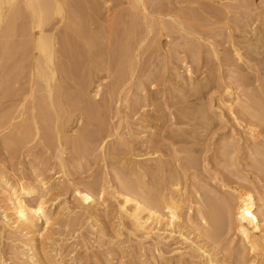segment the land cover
Segmentation results:
<instances>
[{
  "label": "rangeland",
  "instance_id": "obj_1",
  "mask_svg": "<svg viewBox=\"0 0 264 264\" xmlns=\"http://www.w3.org/2000/svg\"><path fill=\"white\" fill-rule=\"evenodd\" d=\"M96 1L103 17L93 29L107 35L96 47L101 55L81 52L80 40L77 53L62 57L71 76L61 79L65 104L49 111L54 122L31 110L34 50L20 49L10 61L0 50V264H264V249L249 248L234 217L210 238L199 215L205 196L236 205L244 188L264 202V0H144L154 30L147 34L141 22L127 41L125 64L115 59L124 28L119 38L109 36L106 16L129 20V4ZM175 182L182 213L170 224L168 209L157 204ZM20 183L39 188L30 201H46L51 223L43 220L32 232L13 226L12 194ZM88 185L97 200L87 206L77 189ZM136 200L147 206L141 215L155 208L161 220L153 216L147 228H135Z\"/></svg>",
  "mask_w": 264,
  "mask_h": 264
},
{
  "label": "bare ground",
  "instance_id": "obj_2",
  "mask_svg": "<svg viewBox=\"0 0 264 264\" xmlns=\"http://www.w3.org/2000/svg\"><path fill=\"white\" fill-rule=\"evenodd\" d=\"M145 1L144 0H127L129 7H130V9H129L128 6H126L129 9V12H128V15H129L128 17L130 18L129 20H124V17H126V14L116 15L117 14L116 13L115 14L116 16H114V17L112 16V19L109 18V16H110L109 14L108 15L106 14L107 15L106 19L109 20V24L107 22H105L109 25L107 28L108 29L107 34H109V36L113 35L115 38H117V37L119 38L118 27H119V25H121L122 28H124L123 29L124 31L123 30L121 31L122 33L120 34V37H121V35H126L125 36L126 39H125V37H123L122 38L123 40H119V41H122V43L117 41V42H119L121 47L119 48L118 51L116 50L118 58L116 57L115 59H119L118 61L120 64H122L123 62H124V64L126 63L124 61V58H125V56H127L128 45L131 43V42L128 43L127 41L130 40V37L135 35L137 28L139 29L140 26L141 27L143 26L142 25L143 23L141 24V22L144 21V23L146 24V26H147L146 28L148 29L147 34H150V32L152 30H154V26L152 27L153 24L151 23V21L153 19H155V17L153 15L147 13V8H146L147 6L145 5ZM106 2L109 3L110 0H108ZM98 3H101V2L98 1ZM126 3H124V4H126ZM96 4L97 3H95L94 0H80V1L79 0H0V27H2V29H1L2 32H0V36L2 37V39L0 38L1 39L0 40V50H1L2 55H1V53H0V55L2 56V58L5 57L6 60L8 59V61H10L11 57H13L14 59L17 58L15 55L19 54L17 52H19L20 49H21V52L24 49H28V48H31L34 50V51H32L34 53H33L32 64H30L31 65V68H30L31 72H30V79H29V89H27V92L29 90L28 94H29V97L31 98V100L29 99V101L32 102V109L31 110H33L35 108H39L40 111L43 110V114L41 116V117H43V119H41V120H44V123L46 120H47L46 122H48V120L53 121L54 120L53 115L56 113L54 111H57V113H58V109H60L61 104L64 103L63 102L64 98H65L64 94H66L65 90L67 91V89H65V86L62 83L61 79L71 76V69L68 66L72 67V65H71V63H69L70 65L69 64L67 65L64 60L62 61V57L67 58L69 55L71 57L72 51L77 49V47L75 46L76 48H74L73 45H75L76 42L79 43V41L81 40L83 42V44L80 46L78 44H76V45L79 46V49L81 50V52H82V50L85 51L87 53V56H90V58H91V55L94 56L93 55L94 51L96 52L98 50L96 47H100L101 42H103V41L100 42L101 37L104 38L107 36V35H105L106 34L105 31H104L105 34L103 32H101V31H103V30H101L103 28H100L101 31L98 28H97V31H95L93 29L95 27H100V26H98L99 23L97 26H95V24L97 23V20H96L97 16L100 17L101 20L103 17V16L101 17L99 15V13H98L99 11L97 9L98 6L100 7L101 5L98 4V6H97ZM146 4H147V2H146ZM131 9H133V10H131ZM113 11H115V10H113ZM105 12H106V10H105ZM105 12H103V14H101V15H104ZM140 15H142V17ZM160 16L161 15H159V18L156 17V20L158 21L157 23H159L160 29L162 30V28L165 26V21H164L165 19L162 18V16L161 17ZM139 18H140V20H139ZM174 18H176V17H174ZM101 25H103L102 22H101ZM105 26L107 27V25H104L102 27H105ZM123 26H125V27H123ZM134 29H135V32L133 31ZM132 32H134V33H132ZM139 32H141V31H138V33ZM1 33H2V35H1ZM101 33L104 34L105 36L102 35L100 37ZM19 34H21L23 37V40L21 39V41H20V39H19V41H17L18 39L16 36ZM132 34H134V35H132ZM140 34H138V35H140ZM143 34H145V33H143ZM143 34L139 36L140 39H141V36H143ZM114 37H112V38H114ZM145 37H146V35H145ZM99 38H100V40H99ZM140 39H139L138 43H140ZM142 42H143V39H142ZM73 48H74V50H72ZM130 49L131 48H129V50ZM100 50H102V49H100ZM76 51H74V52L77 53ZM97 52H96V55L98 54ZM83 54L84 53H82V55ZM21 55H22V53H21ZM131 56H132V54H131ZM131 56H129V57H131ZM98 57H97V59H98ZM84 58H85V56H84ZM100 58L102 59V57H100ZM21 59H23V58H21ZM80 59L81 58H79V60ZM101 59H99V62ZM91 61H92V59H91ZM93 61H95V59ZM18 62H19V60H18ZM18 62H17V65L19 64ZM23 62H24V60H23ZM94 63H97V61ZM72 64H74V63L72 62ZM90 64H91V62H90ZM97 64L100 65V63H97ZM101 64H103V61L101 62ZM9 65H8V67H9ZM17 65L14 64V67H13L14 71L15 70L18 71V69H16ZM91 65H93V64H91ZM96 65L94 67L98 66V65L97 66ZM26 66H27V64H26ZM22 67H23V65H22ZM118 67H120V66H118ZM123 67H125V65ZM21 70L22 69H20V71ZM119 72L122 73L123 71H119ZM72 75H74V74H72ZM81 75H82V73H81ZM13 76H15V75L13 74ZM116 77H118L117 74H116ZM16 78L17 77L15 76V78H13V80ZM6 81H9V79H6ZM4 82H5V79H4ZM81 83H82V81H81ZM98 87H99V85H98ZM68 88H69V86H68ZM38 91L42 92V93L38 94V96H37L36 92H38ZM83 91H84V88H83ZM80 93H77L76 96H78V94H80ZM68 94L69 93H67V95H66L67 99H69ZM27 95H26V97H24L23 102H26V100H28L29 97ZM75 98L76 97H74V94H73V99L76 100ZM65 101L67 102L68 100H65ZM31 102H29V103H31ZM29 103L27 101V106ZM23 106H24V104H23ZM25 106L23 108H25ZM50 109L53 110V113H54L53 115L49 114ZM37 115H38V113H37ZM59 115H60V113H59ZM56 116H54V117H56ZM39 117H40V114H39ZM36 120H37V118H36ZM36 120H34V121L37 122ZM53 122H51V123H53ZM48 124L49 123H47V125ZM55 124L56 123H54V125ZM36 126H37L36 127L37 130L40 129V128H38L37 124H36ZM56 126H57V129L60 128V126L59 127H58V125H56ZM26 128L28 129L29 127H26ZM50 129L52 130V128L48 129L46 127L44 129L45 133H46V131H48ZM29 130L30 129H28V132H29ZM38 131H36V132H38ZM50 131H48V135L49 134L51 135L52 131L51 132ZM58 131H60V130H58ZM30 132H31V130H30ZM52 135H53V132H52ZM24 136H25V132H24ZM51 136L48 139L50 141L51 140L53 141V138ZM80 137H79V139H80ZM54 140H55V138H54ZM160 165L161 164H159V166ZM168 181H169V179H168ZM138 182H139V180H138ZM167 183L169 185L170 182H166V184ZM180 183L181 182H179V183L175 182L176 188L170 190V192H168L167 194L165 193V192H167V190L164 191V188H163L164 193L163 194L160 193L161 196L159 195L160 197H158V204L157 205L163 206L164 208L168 209L169 223L170 224H173L176 220L181 218V213H182L181 208H182V201L183 200L181 198L182 197L181 196V188L179 186ZM170 184L171 185H169V187L170 186L173 187L174 184H172V182ZM169 187H167V188H169ZM79 188L77 189V192H78L77 197H79L83 203H85V204L87 203V206L89 203H92L95 200H97L95 197V191H94L93 187L88 185V186H83V188H80V189ZM244 189L241 192H238V194L236 195V199H237L236 205L235 204L232 205L231 202L229 201V199L227 197H224V196L219 198V199L216 196L217 199H215V196H213L214 197L213 198V197H210L212 195H210V196L204 195L207 198V200L205 201L206 202L205 204L207 206H205L204 210H200V214H199V212H198V214L200 215V218L202 219V221L204 223H206L205 228H204V233L206 236H208L210 238H217L219 236V234L229 224V222H231V217H234L233 220L236 224V230L242 236V239L249 245V248L255 252L260 251V250L262 251V249H264L263 248L264 247V204H263L264 202L263 203L259 202L260 200L257 198L254 191L246 190V189L244 190ZM38 191H39V188L30 187L29 185L24 184V183H20L19 188L17 190H14V192H13L14 194H12L13 198L11 201V204H12L11 209L13 210V216L10 217L11 222H12L14 227H21L25 230L32 232L33 227L37 226V224H39L43 220H45L47 223H51L52 212L48 208L46 201L42 198L37 203H31V201H30V198L32 197V195L37 193ZM143 192H144V194L147 195V197H148V195H150L149 193L147 194L148 190H143L142 193ZM134 193H135V191H134ZM131 200H132V198H131ZM128 201H130L129 194H128V196L127 195L125 196V202H128ZM136 204H137V207L135 208V210L133 212L130 213V217L133 218L135 228L136 227L145 228L146 226H148L149 220L153 216L155 217L156 221L161 220V215L158 213V209L150 208L149 209V212H150L149 216H143V215H141V211L146 209L147 206L145 207L143 205V203H141L138 200H136ZM32 252H34V251H32Z\"/></svg>",
  "mask_w": 264,
  "mask_h": 264
}]
</instances>
